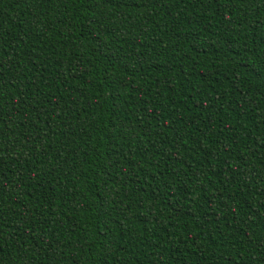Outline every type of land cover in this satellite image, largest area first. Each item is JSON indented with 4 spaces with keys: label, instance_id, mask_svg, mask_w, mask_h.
<instances>
[{
    "label": "trees",
    "instance_id": "trees-1",
    "mask_svg": "<svg viewBox=\"0 0 264 264\" xmlns=\"http://www.w3.org/2000/svg\"><path fill=\"white\" fill-rule=\"evenodd\" d=\"M0 264H264V0H0Z\"/></svg>",
    "mask_w": 264,
    "mask_h": 264
}]
</instances>
